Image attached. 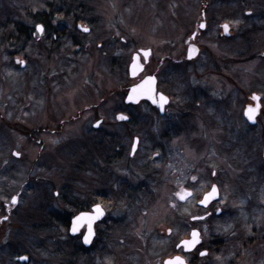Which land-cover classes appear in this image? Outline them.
I'll list each match as a JSON object with an SVG mask.
<instances>
[{"label": "flooded vegetation", "instance_id": "flooded-vegetation-1", "mask_svg": "<svg viewBox=\"0 0 264 264\" xmlns=\"http://www.w3.org/2000/svg\"><path fill=\"white\" fill-rule=\"evenodd\" d=\"M165 1L168 0H155L156 4L168 3ZM131 3V0H29L27 19L21 20L12 19L22 14L20 7L17 10L12 6L0 7V136L2 134L3 138L0 148V236L39 231L48 235L50 242L28 248L18 244V240L4 242L2 239L0 253L5 249H26L13 257L15 264H165L175 257H180L184 264H264V193L260 194L264 188L243 189L239 178L227 175L229 166L222 164L221 156L223 166H212L220 171H211L205 189L198 196L195 192L198 178L193 180L192 176L187 178L189 183L180 184L173 192L179 204L177 207L189 208L188 203L194 198L193 211L177 212L175 209L168 222L160 221L144 229L129 225L132 210L140 208L136 204H143L150 195L149 183L160 181L159 166L173 164L168 161L164 143L149 147L158 142H144V132L136 130L135 123L147 122L145 125L150 129L163 123H168V129L176 127L184 115L196 116L206 99L218 101L221 99L218 92L232 88L238 98L228 104L231 108L235 105L234 115L239 118L243 130L239 134L251 138L253 148L258 146L259 139H264L263 95L250 92L249 85L223 83L217 89L219 85L201 88L192 86L191 81L189 85L175 82L184 67L198 59L200 41L211 38L205 31H214L219 42L234 35L219 13L228 11L229 3L203 0L191 33L183 44L179 42L181 47L173 44L171 49L166 45L175 43L172 35L164 40L166 43L149 40L150 34L141 33L140 26L144 25H139V19L119 18L117 11L125 12ZM208 7L217 13L215 10L210 12ZM106 10H113V17L104 13ZM100 11H103V17H100ZM7 14V19H2ZM188 22L181 29H187ZM37 24L43 27L42 32H36ZM223 25H229L226 33ZM254 25L250 27L256 33L262 31L261 26ZM84 27L89 30L84 32ZM190 47L196 49L192 59L187 58ZM19 60L24 63H18ZM131 65L135 67L132 73L136 75H130ZM68 71H82L95 88L94 96L96 90L99 91L95 82L97 72L110 76L121 73L122 78L125 75V84L116 86L115 82L108 96L87 100V104L76 110V115H69V106H62L59 100L52 98L55 80L59 79L60 85L64 86ZM4 76L5 80L16 77L24 78V81L30 77L34 79V87L29 94L21 89L23 86H19L20 93L7 94L5 82L2 83ZM164 76L168 81L169 78L174 81L165 83ZM147 77L154 78L152 99L127 102L129 90ZM188 92L194 96L183 103L181 96H185L182 93ZM27 94L29 98H25ZM160 94L168 101L163 110L157 106ZM254 94L259 96L258 101L252 99ZM153 99L157 102L153 103ZM256 104H259L257 115L249 120L245 110ZM228 108L227 105L224 109ZM85 114L90 118L88 121L81 119ZM120 115L127 119H117ZM31 119L36 123L32 127L24 123ZM77 121L84 124L79 122V127L70 130L73 132V138H70L68 124ZM97 121H100L99 125ZM150 133L154 136V132ZM165 134L172 136L167 131ZM133 141H137L134 154ZM153 158L163 162L152 163ZM258 165L264 172V163ZM108 170L113 178L108 177L109 181L101 179L106 177L103 173ZM66 175L68 179H65ZM213 185L217 190L216 199L206 206L199 205ZM234 187L243 189V200L237 199L241 196L234 194ZM39 189L45 198L46 214L43 220L36 219L34 223L29 207ZM182 190L191 191L184 202L177 198V193ZM11 191V196H4L5 192ZM13 196L17 201L14 205L11 202ZM252 199L260 200L258 210L245 207L238 211V201ZM132 203L135 204L133 207ZM95 205H100L103 215H97ZM81 213L88 216L77 222L78 231L73 233V219ZM93 216L96 218L92 220V237L86 245L84 235L89 231L88 219ZM193 231L198 233V242L185 246L182 241H191ZM43 250L47 257L36 258V252ZM20 256L29 259L20 260Z\"/></svg>", "mask_w": 264, "mask_h": 264}, {"label": "rangeland", "instance_id": "rangeland-1", "mask_svg": "<svg viewBox=\"0 0 264 264\" xmlns=\"http://www.w3.org/2000/svg\"><path fill=\"white\" fill-rule=\"evenodd\" d=\"M11 1L13 5H11ZM11 1L0 0V7L12 6L15 10L20 7L23 10L22 14L16 15L12 19H27L29 7L26 6V4L29 3V0ZM131 1L132 3L129 5V8H125L126 11L124 9L126 15L123 10L117 11L119 18L122 20L132 19L133 21L139 19V25H144L140 26L141 33L145 36L150 34L151 39L149 40L165 42L164 40H166L169 35H172L173 37L171 38L175 43L166 45L167 49H171L173 44L181 47L180 43L183 44L186 36L191 33L193 22L197 20L202 5L204 4L203 0H168L165 1L168 2L166 4H156L155 0ZM223 2L229 3L230 9L227 8L228 11L223 10L219 11V13H221L222 18H225L224 20L229 23L231 26L230 31H232L234 35L230 37L229 40H222L219 42L215 37L216 34L214 31H205V34L211 38L200 41L201 53L198 59L185 66V70H182L175 82L182 84L188 83L189 85V81H191L193 83L192 86L198 85L201 88H207L211 86V84L219 85L217 89H220L223 83H244V87L249 85L252 88L250 92L259 95L262 94L264 96V0H223ZM209 8L210 7H208V9ZM213 10L215 9H209L210 12ZM111 11L113 10L104 13H108L109 16L113 17ZM100 13V17H103V11H100ZM215 13H217L216 10ZM7 17L8 14L2 19H7ZM188 20V28L181 29V26ZM258 20L260 22H257ZM132 23L135 24L136 22ZM254 24L261 26L262 31L256 33L255 29L250 27H255ZM55 76L56 75H54V77ZM121 78V73L110 76L97 72L95 82L97 83L96 89L99 91L96 90L97 94L95 93L96 96H94L93 90L95 88L89 84L86 80V75L82 74V71L80 73L68 71L65 74V80H63L64 86L60 85L59 79L55 80L56 84L53 82L54 94L52 98H55L54 100H59L58 103L62 104V106H64L63 104L69 106V115L71 113L76 115V110H80L87 104V100L105 98L108 96L109 90L115 86V82L116 86H124L125 75L122 80ZM23 81L24 78L16 77L5 80L4 76L2 83L5 82L4 87L7 94L20 93L19 86H23L21 89L29 94L34 87V79L28 77L26 81ZM163 81L169 83L174 80L169 78L168 81L167 76H164ZM187 89L191 88L187 86ZM181 91H184V88H181ZM28 94L25 98H29ZM182 94L185 96H181L183 103L190 101L194 96L192 92ZM218 95L221 96L220 100L210 101L206 99L196 116L184 115L185 117L177 123L178 126L176 127L168 129V123H163L156 124L155 129H150L145 125L147 122L141 121L134 124V126L137 124L136 130L141 129V131L144 132V142L149 140L158 142L156 145H149V147H156L158 144L164 143V151L166 155L169 156L168 161L173 163L171 166L176 167L159 166L160 176L158 178L160 181L158 183L156 181L151 182L153 185L149 183L152 189L150 195L148 194L149 197L144 199L143 204L137 202L138 204H136V207L139 206L140 208L138 211L133 209V216L131 215L133 218L137 217V219L130 218V226L134 228L143 227L142 229H144L160 221L168 222L170 213L175 209L177 212H184L187 210L193 211L192 205L194 204V198L189 201V208L177 207L179 204L176 197L173 196V192L177 190L180 184L189 183L187 180L189 176H195L198 178L197 184L195 185L196 196H198L205 189L211 171L213 169L219 170V168L212 166H223L222 164H224V166H229V168L227 167L229 170L227 175H229L230 178H239V181L243 185V189L254 186L257 188H264V172L262 167L258 165L259 162L264 163V139H259L258 146L253 148L252 139L239 134L243 133V130L239 118L234 115L235 105L233 104L231 108V105L228 104L231 101L235 102L234 100L238 98L237 95L233 93L232 88L221 90L218 92ZM263 96H261L262 99H264ZM52 104H55V101H53ZM227 105L229 108L225 110L224 108H226ZM54 110L57 113L56 107H54ZM84 116L85 118H81L84 121L90 119L87 114ZM79 122L81 121L74 123L70 122V124H68L70 134L73 133L70 130H75V128L79 127ZM24 123L29 126L31 125L30 127L36 124L32 119L26 120ZM81 123L84 124L83 122ZM150 131L154 132V136H152ZM165 131L169 134L172 133V136L166 135ZM177 131L178 134H175ZM176 135L179 137L173 138ZM71 136L72 134L68 137L73 138ZM2 140L1 134L0 148ZM176 142L179 143L176 144ZM63 151L64 150H62V152ZM220 156L224 159L222 164ZM153 159L154 160H150V162H163L155 158ZM166 161L167 159L165 162ZM65 166H67V164H65ZM201 166H203V168H200ZM153 167L155 168L156 166ZM103 174L106 177L102 176L101 179L106 178L107 181H109V178H113L109 170L105 171ZM221 175L223 177L224 174L221 173ZM69 178H71L70 175ZM65 179H68V175L65 176ZM251 180H253V183H251ZM243 189L241 187H234L233 191H236L234 194L237 197L241 196L237 198L239 201L243 200L242 196L245 195L242 193ZM227 190L228 189L225 187L226 193ZM262 193L264 192L260 194ZM12 194L13 191L5 192L4 196L9 197ZM239 201L236 203L238 211L245 210V207L249 208V210H258L257 205L261 207L259 199L245 200L244 202ZM133 205L135 204L132 203V207ZM135 212L136 215H134ZM22 213L24 214V211ZM29 213L34 223H36V219L43 220L42 218H45V198L41 189L37 190L33 195ZM140 215L143 218L139 217ZM23 220L24 218L22 217V221ZM127 220L122 221L126 222ZM125 231L126 230H124V232ZM13 235L6 234L4 238L1 235L0 240L4 239V242L8 240H10V242H17L18 240V244H24L28 248L34 247L35 244L37 246L48 245L50 243L48 239L49 236L39 231H22L20 234ZM58 241H61L60 238H58ZM18 244L12 245V247L16 248ZM6 248L8 247L6 246ZM25 250L26 249L21 247L19 250L5 249L0 253V264H15L12 261L13 257L18 252H24ZM47 255L48 254L44 250L36 252V258L38 259H45Z\"/></svg>", "mask_w": 264, "mask_h": 264}, {"label": "snow or ice", "instance_id": "snow-or-ice-1", "mask_svg": "<svg viewBox=\"0 0 264 264\" xmlns=\"http://www.w3.org/2000/svg\"><path fill=\"white\" fill-rule=\"evenodd\" d=\"M200 27L203 28L204 27V24L201 23L200 24ZM224 29H225V32L228 31V25H223ZM84 32H87L89 29L87 27H84L82 29ZM43 31V27L39 24L36 25V32H42ZM145 56L148 55L147 52L144 53ZM136 57L134 56L133 57V60L135 61ZM18 63L20 64H23L24 61L23 60H19ZM153 77H147L146 80L144 81V83H149V82H152L153 81ZM143 85L141 86H138V87H142ZM133 91H136V89L134 88ZM129 99H132L131 95L129 96ZM252 99L254 101H258L259 100V97H257L255 94L253 95ZM157 101L155 99H153V103H156ZM159 107L161 108V110H163V106L164 104H166L168 101H167V97L164 96L163 94H161L159 96ZM259 108V104L256 105L255 108L253 107H249L245 110V115L248 117L249 120H253L254 118V113L258 110ZM117 119H120V120H126L127 117L126 116H123V115H120V116H117ZM100 124V121H97V125ZM136 146H137V141H133L132 143V153L134 154L135 151H136ZM14 155H17L19 156V153H14ZM215 174V173H214ZM193 180H196L197 178L196 177H192ZM183 194L181 193H177V196L179 199L183 200L185 199V196L186 195H190V193L187 192V190H182ZM216 193V186L213 185L212 188H211V191L206 193L205 196H204V199H202L200 201L201 204H205L214 194ZM12 204H16V197L13 196L12 197ZM94 209H95V212L97 213V215H103V212L101 211V208H100V205H95L94 206ZM217 211H220V209H217ZM86 216H88V214L86 213H81L79 216L75 217L73 219V222H72V229L71 231L73 233H75L76 231H78V227H77V222L82 220L83 218H85ZM96 217L93 216V217H89L88 219V227H89V231L88 233H86L84 235V243H88L89 242V239H90V236H91V233H92V220L95 219ZM193 219H197L196 217H194ZM202 219V218H200ZM196 242H198V233L196 231H193L192 232V240L191 241H182V243L185 245V246H188V245H191V244H195ZM201 255H204V253H201ZM18 259L20 260H28L29 258L27 256H20L18 257ZM165 264H184L183 260L180 258V257H175L169 261H166Z\"/></svg>", "mask_w": 264, "mask_h": 264}, {"label": "water", "instance_id": "water-1", "mask_svg": "<svg viewBox=\"0 0 264 264\" xmlns=\"http://www.w3.org/2000/svg\"><path fill=\"white\" fill-rule=\"evenodd\" d=\"M223 29H224V27H223ZM224 33H226L225 32V29H224ZM196 49H195V47H190V49H189V51H188V55H187V58L188 59H192L193 57H195V55H196V51H195ZM135 69V67L134 66H130V75H136V74H134V73H132V70H134ZM137 71V70H136ZM137 73V72H136ZM141 85H143L142 87H138V86H141ZM136 89V91H133V89ZM153 92H154V79H153V81L150 83H144V82H142V83H140L139 85H136V86H134V87H132L130 90H129V92H128V94H127V96H126V101L127 102H137V101H139L140 99H142V98H146V99H152V97H153ZM131 95V97H132V99H129V96ZM161 95V94H160ZM159 95V96H160ZM257 96V95H256ZM257 97H259V96H257ZM159 101H158V104H157V106L159 107ZM165 105V104H164ZM257 105V104H256ZM256 105L253 107V108H255L256 107ZM164 107V106H163ZM160 108V107H159ZM161 109V108H160ZM245 114V113H244ZM257 115V111L254 113V117ZM247 117V116H246ZM254 119V118H253ZM211 191V190H210ZM187 192L188 193H190V195H191V191H189V190H187ZM181 194H183V192L181 193ZM190 195H186L185 196V199H183V200H181V199H179L178 198V196H177V198H178V201H180V202H184L188 197H190ZM216 197H217V190H216V193L205 203V204H201L200 202H199V205H201V206H206L210 201H212V200H214V199H216ZM204 199V198H203ZM91 237H92V234H91V236H90V239H89V242H90V240H91ZM88 242V243H89ZM87 243V244H88ZM86 244V245H87Z\"/></svg>", "mask_w": 264, "mask_h": 264}]
</instances>
